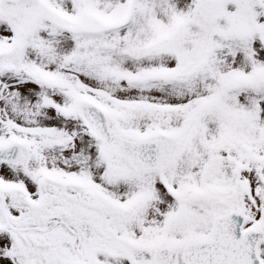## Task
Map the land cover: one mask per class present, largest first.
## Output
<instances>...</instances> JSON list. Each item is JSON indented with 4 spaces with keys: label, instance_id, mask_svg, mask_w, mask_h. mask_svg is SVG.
Instances as JSON below:
<instances>
[{
    "label": "snow or ice",
    "instance_id": "1",
    "mask_svg": "<svg viewBox=\"0 0 264 264\" xmlns=\"http://www.w3.org/2000/svg\"><path fill=\"white\" fill-rule=\"evenodd\" d=\"M0 264H264V0H0Z\"/></svg>",
    "mask_w": 264,
    "mask_h": 264
}]
</instances>
